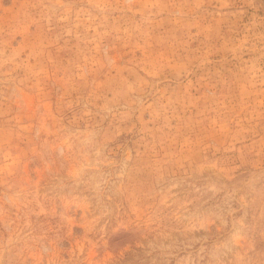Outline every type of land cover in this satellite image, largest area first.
Masks as SVG:
<instances>
[{"label":"rangeland","instance_id":"374dc122","mask_svg":"<svg viewBox=\"0 0 264 264\" xmlns=\"http://www.w3.org/2000/svg\"><path fill=\"white\" fill-rule=\"evenodd\" d=\"M0 264H264V0H0Z\"/></svg>","mask_w":264,"mask_h":264}]
</instances>
